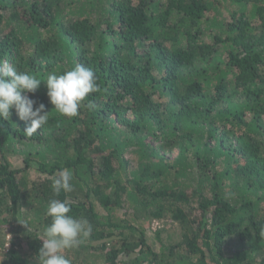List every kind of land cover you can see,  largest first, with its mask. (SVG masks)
Masks as SVG:
<instances>
[{
    "label": "trees",
    "instance_id": "1",
    "mask_svg": "<svg viewBox=\"0 0 264 264\" xmlns=\"http://www.w3.org/2000/svg\"><path fill=\"white\" fill-rule=\"evenodd\" d=\"M0 62L100 89L67 118L42 81L31 137L0 117V264H38L52 199L92 225L71 264H264V0H0Z\"/></svg>",
    "mask_w": 264,
    "mask_h": 264
},
{
    "label": "clouds",
    "instance_id": "2",
    "mask_svg": "<svg viewBox=\"0 0 264 264\" xmlns=\"http://www.w3.org/2000/svg\"><path fill=\"white\" fill-rule=\"evenodd\" d=\"M97 80L91 68L79 63L60 74L50 72L45 80L18 71L8 62H0V117L9 119L14 109L19 119L30 121L24 133L31 137L48 122L49 111H46L44 103L34 107L37 101L30 98L28 93H35L43 81L49 102L56 112L73 118L85 106L87 96L100 90ZM87 107L91 109L95 105L89 101ZM72 176L69 169H62L54 175L51 180L53 193L59 195L61 191L71 192ZM70 212L71 206L66 201L52 199L48 202L45 215L50 217V223L44 228L38 264H71L64 252L78 248L91 236L93 229L89 221L86 218H75L69 215ZM20 222L28 226L26 220Z\"/></svg>",
    "mask_w": 264,
    "mask_h": 264
},
{
    "label": "rangeland",
    "instance_id": "3",
    "mask_svg": "<svg viewBox=\"0 0 264 264\" xmlns=\"http://www.w3.org/2000/svg\"><path fill=\"white\" fill-rule=\"evenodd\" d=\"M175 152L168 154L167 156H173ZM146 224V222H145ZM151 230L158 229L160 230V236L162 241V246L154 244L157 251H166L169 247H171L173 244L177 243L180 240V236L182 233L181 228L172 221L168 216H166L162 220H156L151 223V225L148 226ZM7 237V235H6ZM7 245V244H6ZM166 247V248H165Z\"/></svg>",
    "mask_w": 264,
    "mask_h": 264
}]
</instances>
